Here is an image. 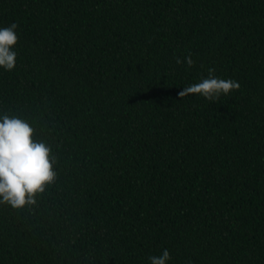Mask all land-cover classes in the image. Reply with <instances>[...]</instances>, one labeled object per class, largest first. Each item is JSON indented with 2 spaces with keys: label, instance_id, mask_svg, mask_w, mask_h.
I'll use <instances>...</instances> for the list:
<instances>
[{
  "label": "trees",
  "instance_id": "trees-1",
  "mask_svg": "<svg viewBox=\"0 0 264 264\" xmlns=\"http://www.w3.org/2000/svg\"><path fill=\"white\" fill-rule=\"evenodd\" d=\"M13 23L0 115L57 180L0 205V264H264V0H0ZM209 68L240 89L180 98Z\"/></svg>",
  "mask_w": 264,
  "mask_h": 264
},
{
  "label": "clouds",
  "instance_id": "clouds-1",
  "mask_svg": "<svg viewBox=\"0 0 264 264\" xmlns=\"http://www.w3.org/2000/svg\"><path fill=\"white\" fill-rule=\"evenodd\" d=\"M17 28L16 23L0 28V68L8 72L16 68L17 53L12 49L18 42ZM185 59L189 67L193 66L191 54ZM182 62L176 60L177 64ZM214 72V68H209L207 78L184 87L179 97L199 94L216 103L222 95L229 96L240 89L237 81L218 78ZM35 135L36 130L27 120L9 112L0 115V205L16 210L35 205L37 197L57 180L53 150L45 142L35 140ZM149 260L150 264H167L170 254L165 249L161 256H151Z\"/></svg>",
  "mask_w": 264,
  "mask_h": 264
}]
</instances>
